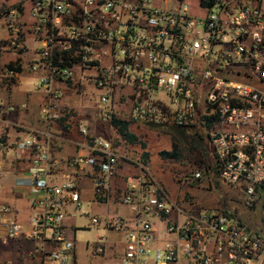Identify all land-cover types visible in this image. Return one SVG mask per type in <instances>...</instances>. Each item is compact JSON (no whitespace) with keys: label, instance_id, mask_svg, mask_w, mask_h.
<instances>
[{"label":"built area","instance_id":"2783aa9c","mask_svg":"<svg viewBox=\"0 0 264 264\" xmlns=\"http://www.w3.org/2000/svg\"><path fill=\"white\" fill-rule=\"evenodd\" d=\"M30 14L32 31L41 41L37 62L49 69L35 84L48 88L52 98L40 109L42 117H58L62 92L50 86L51 80H69L78 67L94 71L87 78L99 91L102 107L112 106L118 91L129 90L120 100L129 105L134 122L184 127L217 116L235 128L256 124L246 131L210 134L214 170L228 183H243L245 204L253 205L257 186L264 182V133L256 118L264 108V0H31ZM102 117L110 118V112L103 111ZM10 148L32 159L25 236L40 242L41 264H71L74 243L63 228L67 206L75 205L91 224H98L99 217L80 208L75 181L47 180L42 167L49 154L36 138ZM118 160L112 142L94 138L91 152L72 156L69 163L96 171L93 192L102 202ZM138 166L140 175L126 180L121 195L134 228L124 217L106 221L123 229V256L117 264H180L181 259L182 264H261L264 238L224 209L188 212L180 222L156 228V221L181 209L147 175L144 163ZM3 172L0 158V177ZM202 173L195 169L178 178L195 181ZM0 227L5 238L22 230L5 204H0Z\"/></svg>","mask_w":264,"mask_h":264},{"label":"crops","instance_id":"0c3cea01","mask_svg":"<svg viewBox=\"0 0 264 264\" xmlns=\"http://www.w3.org/2000/svg\"><path fill=\"white\" fill-rule=\"evenodd\" d=\"M28 1L29 4L25 8V0H0V143L4 145L0 148V158L4 166V172L0 177V204L8 205L13 210V215L22 224L21 232L13 238H5L0 227V264H41V256L37 250L40 242L25 236L30 228L27 177L32 167V159L30 161V155L27 152H15L10 148L15 142L28 137L36 138L48 151L49 160L43 163L42 167L47 180L57 184L68 180L75 181L81 200L80 208L85 207L90 214L99 217L98 224H91L89 216L77 212L75 205L67 206L69 213L63 220V228L66 237L74 243L71 264H117L123 256V229L113 228L106 221L120 216L127 219L130 228H134L132 213L126 205L121 203V195L126 180L140 175L139 162L144 163L147 175L165 188L169 201L176 203L181 209L180 213L172 210L161 221H156V228L162 230L167 222H180L184 215L191 211L184 205L185 197L182 198L179 191L178 196L174 197L170 194L164 177L165 174L171 173L165 164L166 161L171 160L163 159L160 155L162 150L172 148V136L167 129L180 126L131 121L129 105L120 100L121 94L130 92L127 89L118 91L112 106L102 107L98 102L99 91L94 89L87 78V75L93 74L94 71L81 70L78 67L69 80H51L50 86L57 87L62 92L55 109L58 117H42L40 109L48 106L52 98L48 88L37 89L35 84L41 77L48 76L49 69L45 64L37 62V52L41 41L40 37L32 31L34 20L30 14L31 0ZM105 110L110 112V118L102 117ZM256 118L264 133V108ZM218 119L216 116L207 123L181 127L202 138L206 148L204 156L209 157V162L201 160L199 163L207 170L211 168L214 170L215 167V152L210 140L212 132L232 129L246 131L256 126V124H247L235 128L234 124L222 123ZM112 120L125 122L126 131L132 135V138L129 139L122 134ZM157 131L160 133L158 134ZM166 136L170 137L169 146L165 145L162 139ZM94 138L112 142L119 155L117 166L110 177L109 189L102 202L95 200L93 192L96 171L88 167L78 169L69 163L72 156L90 153ZM211 151L214 155L213 162H211ZM194 154L196 152L192 155ZM151 156L156 157L153 166L149 160ZM186 172L191 171H181L174 175V178L180 182L179 187L183 186V182H187L178 178ZM235 185L241 186V191L245 195V185L243 183ZM179 187L178 190H180ZM259 188L258 185L257 193ZM208 189L207 196L212 200L215 196L211 187ZM258 203L255 201L252 206L239 210L235 207H226L224 210L238 217L248 228L264 238V200L261 202L260 209H258ZM98 205H103L105 208L103 213L92 210ZM120 207L125 208L124 212L119 211ZM210 207L214 206H206V208ZM251 208L252 211H250ZM71 212H75V215ZM259 213L261 222L252 223V218L258 217ZM77 215L86 220L87 226L83 227L84 229L101 227V236L85 242V249L88 250L86 257L78 255L75 246L76 229H78L75 224ZM247 220L250 221V225L247 224ZM168 237L170 236L163 234V238ZM97 245L101 246V252L96 251ZM45 247L50 246L45 243ZM179 263H185V260L181 259ZM261 264H264V256Z\"/></svg>","mask_w":264,"mask_h":264},{"label":"rangeland","instance_id":"374dc122","mask_svg":"<svg viewBox=\"0 0 264 264\" xmlns=\"http://www.w3.org/2000/svg\"><path fill=\"white\" fill-rule=\"evenodd\" d=\"M29 4L28 0H25L24 6L27 8ZM93 86V85H92ZM94 87V86H93ZM158 132V131H157ZM160 132H158L159 134ZM164 133V132H162ZM166 134V133H164ZM165 142V145L169 146L170 144V137L166 136L162 138ZM211 154V162L214 160V155L212 151ZM156 157L151 156L150 157V163L153 166L155 162ZM204 160L206 163L209 162V157L207 156H200L199 154L194 155H188L182 157L179 161H166L165 164L169 168V171L171 173L165 174L164 180L168 186V190L172 196H178L181 194L182 198L185 197V203L186 208L191 210L190 212H198L200 210H203L206 208V206H214L217 208L225 209L226 207L232 208L235 207L236 209H243V207H246L245 204V195L241 191V186H237L235 184L228 183L220 178L218 173L213 170L212 168L207 170V168L202 167L201 163L199 161ZM202 169L201 171L202 176L198 180H190L187 182L182 183V187H179V181H177L174 178L175 173H180L181 171H193L195 169ZM172 175V176H171ZM178 187L180 190H178ZM212 189V193L215 196L214 199L211 200L207 196L208 194V188ZM264 200V189L262 187L259 188V191L257 193V200L258 203V209H260L261 202ZM94 207V206H93ZM83 210H86L85 207H81ZM253 208V207H252ZM252 208L250 211H252ZM92 210L103 213L105 208L103 205L95 206ZM110 207V211H111ZM125 208L120 207L119 211L124 212ZM18 219V218H17ZM261 222V215L258 214V217L252 218V223L259 224ZM75 224L78 227L76 229V235H75V246L78 251V255L81 257H86L87 251L85 249V242L86 241H92L98 236H101V227H97L96 229L90 228V229H84L83 227H86V220L84 218H80L79 215L75 217ZM247 224L250 225V221L247 220ZM250 229V228H249ZM252 232L253 230L250 229ZM74 248V247H73Z\"/></svg>","mask_w":264,"mask_h":264},{"label":"trees","instance_id":"16d2710c","mask_svg":"<svg viewBox=\"0 0 264 264\" xmlns=\"http://www.w3.org/2000/svg\"><path fill=\"white\" fill-rule=\"evenodd\" d=\"M113 124L118 126L122 134L129 139L132 135L126 131V123L120 120H112ZM119 124V125H118ZM172 136V148L170 150H162L160 155L163 159L171 161H179L184 156L192 155L196 152L200 156L206 154V148L202 138L192 132H188L186 129L181 127H169L167 129ZM182 145V146H181ZM181 146V147H180ZM185 152V153H184ZM264 189V182L260 185ZM263 222H264V205H263Z\"/></svg>","mask_w":264,"mask_h":264}]
</instances>
